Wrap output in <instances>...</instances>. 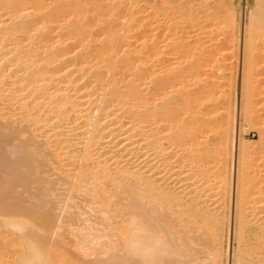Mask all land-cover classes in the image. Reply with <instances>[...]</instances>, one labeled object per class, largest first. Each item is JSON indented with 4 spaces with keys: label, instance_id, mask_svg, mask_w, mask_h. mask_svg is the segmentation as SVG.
Masks as SVG:
<instances>
[{
    "label": "bare ground",
    "instance_id": "6f19581e",
    "mask_svg": "<svg viewBox=\"0 0 264 264\" xmlns=\"http://www.w3.org/2000/svg\"><path fill=\"white\" fill-rule=\"evenodd\" d=\"M248 12L246 54L264 0ZM239 17L233 0H0V264H231V237L234 264H264L238 135L255 89L200 78Z\"/></svg>",
    "mask_w": 264,
    "mask_h": 264
},
{
    "label": "rangeland",
    "instance_id": "374dc122",
    "mask_svg": "<svg viewBox=\"0 0 264 264\" xmlns=\"http://www.w3.org/2000/svg\"><path fill=\"white\" fill-rule=\"evenodd\" d=\"M233 1H234L235 6H239L240 5V8H241V17H239L241 33H240V36H239L238 47L236 49L233 48L234 50L231 49V51L233 50L232 54L228 53L229 56H227V57H224V56H222L223 54L218 53V55L221 54V56H220L221 59H219L220 57L219 56L217 57L216 54H215L216 57L214 56L213 52H215V51L212 50L213 49V47H212L211 51H213L212 52L213 54L211 52H209L210 55L211 54L213 55L211 57L209 56L211 58V60L206 58V57H205L206 58V62H205V59L204 60H200V61H204L203 64H208L209 68H210V70L207 71V72L206 71L205 72L202 71V74L200 73V78H203V79L204 78L205 79L206 78H208V79L211 78V80H213V79L215 80L216 79L218 81V78L226 73L227 76L231 77V78L229 77L230 78L229 81H232V83L236 87V85H237L236 82L238 81V75L242 74L243 75V80H244L246 74H248L247 77L249 79L246 78L248 80L247 82H249L248 84L255 89L254 90V92H255L254 95H256V96L253 98L254 99L253 103H255L254 104V108L252 109V112H253L252 114L253 115H251V117L249 119H245V120H243V117L240 115V117H239V124L240 125H239L238 135H239L240 138L244 139L248 143L250 142V143H254L255 144V145L254 144L253 145L255 147L254 151H255V157L257 159L255 161V165L253 166V173L256 176V183L253 186H251L252 188L250 190V192L254 193V194L249 196V197H247L246 201L248 202V204L252 203V204L255 205V203H257V205H258V204H264V150H261L262 148L264 149V93H263L264 92V44H263L264 41L263 40H258L257 43H256V41L253 42L252 45L250 44V46H251L250 49L253 47L251 49L252 51L249 50L250 53L246 54L244 52V49H243V53H242V50H241L242 47L240 46L241 45L240 43L244 39L240 40V38H242L243 36L245 37V32L242 33V31L244 30L242 28H244L245 25L247 24L246 23L248 21V16L247 15H249L248 11H250V8L254 6L255 0H233ZM244 3H246L245 7H244ZM260 41L262 43H258ZM215 46H214V48H215ZM217 52H219V51H217ZM187 57H189V54H188V56L185 55V57H184L185 60L183 58L182 62H181V60H178V62H177V60L175 61V59L172 60V62L175 63V64L176 63L178 64L179 61H180L182 63V65L179 63L181 66H187L189 64V62H190V64H192V63H195L194 61H197V59L194 58V57L192 58L191 55H190V58H187ZM213 57H215V58H213ZM207 59L210 62H208ZM183 60L185 62L184 64H183ZM215 60H217L218 64H217V62H215ZM212 62H213V64H214V62L217 64L216 67H215V64L214 65L211 64ZM179 64H178V66H179ZM212 65L214 66V68H212L213 67ZM220 69H221V71H219ZM240 70H242V73H241ZM210 71H211V74H210ZM203 72H204V74H203ZM196 85H197V83H196ZM232 111H234V107L232 108ZM180 113H181V117L184 116L183 115V110H181ZM244 123L247 124V126H246L247 128L246 127L243 128V124ZM10 141L11 140H9V142ZM9 142H8V145L10 144ZM11 143H13V142H11ZM8 145H7V148H6L7 151H9ZM7 151H6V153H7ZM8 153H7V155H8ZM47 159H48V157H47ZM47 161L48 160H46V157H45V159L43 158L42 166L43 167L45 166L44 168L42 167V170L43 171L45 170L44 173H43V176H45L47 178V180H49L51 182L50 188L52 187L53 189H55V190H53V189L52 190H53V192L56 193L57 196L59 194H60V196H61V194L64 195V191L65 190H64L63 186H61L60 184H57L58 186L56 185V180L60 177L58 175H62V174H60L61 172H58V171H55L54 169H51L52 166H49L50 165L49 161H48V163H47ZM52 171H53V173H52ZM54 172H56V173L58 172V175L56 174L58 177L55 175ZM44 174H46L49 177H47ZM52 183H53V186H52ZM54 185L57 188L59 187L58 190H57V188ZM61 189H63V190H61ZM232 193H231V197H232ZM62 196L60 198H62ZM75 200L76 199H74L73 201H75ZM75 202H77V201H75ZM80 204L82 205V203H80ZM232 212H233L232 209H230V212H228L230 220L233 219ZM113 221L115 222V218L113 219ZM233 238L234 237H231V241H230V244H231L230 248L232 247L231 248V252L232 253L230 255V258H231L230 260L231 261H229V262L231 264H234V261H233L234 260L233 259L234 258V249L236 247L235 246L236 242H235V240Z\"/></svg>",
    "mask_w": 264,
    "mask_h": 264
}]
</instances>
